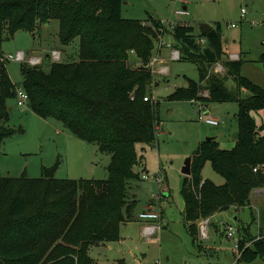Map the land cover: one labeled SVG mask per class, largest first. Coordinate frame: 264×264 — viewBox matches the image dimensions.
<instances>
[{"label":"trees","instance_id":"16d2710c","mask_svg":"<svg viewBox=\"0 0 264 264\" xmlns=\"http://www.w3.org/2000/svg\"><path fill=\"white\" fill-rule=\"evenodd\" d=\"M121 7L122 0H0V41L4 31L10 36L19 30L34 33L52 20L58 22L61 45L78 39L77 61L52 62L48 71L22 64L20 86L35 114L59 121L80 140L111 155L106 179H57V163L42 167L39 178L0 177V264H38L46 252L49 264H92L90 247L118 241L120 225L131 216L128 193L139 179L136 145L151 146L159 124L156 104L146 93L152 77L147 62L157 39L153 26L161 24L125 19ZM171 36L179 60L195 64L198 79L187 78V86L167 98L237 104L234 146L223 149L215 138L203 140L191 156L190 176L181 181L183 224L195 245L196 222L250 208L252 191L264 188V123L258 125L251 114L264 109V88L241 74V59L226 58L219 23L205 35L193 26L176 25ZM198 38L205 44L197 43ZM129 52L141 66L132 67ZM218 61L225 77L209 71ZM256 62L264 64V53ZM16 88L0 62V144L15 133L2 122ZM206 162L223 184L202 179ZM238 230L243 238L237 261L259 258L264 263V215L256 236L242 224Z\"/></svg>","mask_w":264,"mask_h":264},{"label":"rangeland","instance_id":"374dc122","mask_svg":"<svg viewBox=\"0 0 264 264\" xmlns=\"http://www.w3.org/2000/svg\"><path fill=\"white\" fill-rule=\"evenodd\" d=\"M121 15L125 19L143 20V25L147 26H153L155 21L161 24L158 29L153 26L157 30V39L147 62L152 77L148 86L150 93H146L156 104L159 124L156 141L151 146L136 145L139 161L134 170L139 179L131 184L128 193L131 216L119 227V236L123 240L90 247L92 264H264L259 258L251 263L238 262L239 253L234 249V244L243 238L239 224L246 226L251 235L258 234L260 218L264 215V191L258 192L260 197L253 201V207L231 209L211 220L209 217L196 222L195 245L184 227L181 213L180 190L184 177L181 169L185 160L207 138H215L223 149L234 146L237 104L209 102L202 105L196 100L167 98L177 88L187 86V78L198 79L195 64L171 60V51L178 50L171 36L176 25L198 28L199 23L212 26L219 23L226 58L240 53L244 62L241 74L264 88V64L256 62L264 53V0H122ZM57 32L55 20L39 24L34 33L19 30L10 36L4 31L0 55L23 51L27 58L40 56L42 62L36 67L44 71H48L52 62L77 61L78 39L63 46L58 42ZM53 51L59 52V60L51 59ZM129 62L134 68L142 65L133 52H129ZM22 64L31 67L21 61L6 64L9 78L17 87L23 80ZM217 68L221 71L216 72ZM209 71L220 77L226 76L220 61L212 64ZM226 85H231L229 80ZM205 94L204 90L199 92V95ZM247 95L242 92L243 97ZM6 105L8 118L2 123L15 133L0 144V177L39 178L42 167L49 168L57 163L53 174L57 179L107 178L106 167L111 155L100 151L96 143L80 140L62 123L38 116L27 104L18 106L16 98L8 99ZM201 106L204 109H200ZM205 115L218 124H207L200 118ZM253 117L258 125L264 123V109L253 113ZM201 177L217 185L224 183L209 162L204 164ZM166 192L167 197L164 196ZM145 209L160 213V220L152 222L159 227L150 235L143 234V227L151 222H141L138 218ZM235 216L236 220L233 219ZM229 226L238 230L232 238L227 236ZM201 228L205 236H201ZM47 255L48 252L38 264H49Z\"/></svg>","mask_w":264,"mask_h":264},{"label":"built area","instance_id":"2783aa9c","mask_svg":"<svg viewBox=\"0 0 264 264\" xmlns=\"http://www.w3.org/2000/svg\"><path fill=\"white\" fill-rule=\"evenodd\" d=\"M181 2H184V0H179ZM180 13H184L183 11H179ZM241 14H244V10H241ZM234 25L232 24L231 27H233ZM197 43L203 45L205 44V40L203 38H198ZM168 47L170 46V44H167ZM51 59L53 60H59V52L57 51H53L51 52ZM180 59V52L179 50H172L171 51V60L172 61H177ZM229 59L230 60H236L238 59V55L237 54H230L229 55ZM9 61H21L22 63H27L28 65H30L31 67H36L37 65H39L40 62H42V59L40 56H30L29 58L26 57L25 53L23 51H16L14 54H7V55H0V62L1 63H5L7 64V62ZM220 69H216V72H220ZM16 99H17V105L22 107L23 105L27 104L28 101V96L25 93V91L20 87L16 88ZM144 100H147V98L145 97ZM203 105V104H202ZM200 109H204L202 106L200 107ZM200 118H203L205 120V122L209 125H217L218 122L211 118L208 115L205 116H200ZM260 169V166H257L253 169L254 172L258 171ZM138 218L140 220H143L145 222H156L158 220H160V213L157 211H151V210H144L142 212H140V214L138 215ZM156 227H159V225L153 223V224H148L145 225L143 227V234L144 235H150L153 232H155ZM203 228H201V232L203 234L202 231ZM228 232H227V236L229 238H232L234 236V234L236 233V230L234 227L229 226L228 228ZM201 236H205L204 234ZM238 242H236L234 244V249L236 251H238Z\"/></svg>","mask_w":264,"mask_h":264},{"label":"water","instance_id":"95a60500","mask_svg":"<svg viewBox=\"0 0 264 264\" xmlns=\"http://www.w3.org/2000/svg\"><path fill=\"white\" fill-rule=\"evenodd\" d=\"M212 27L213 26L211 24H208V23H199L198 24V31L200 32L201 35H205ZM234 138H237V132L234 134ZM190 166H191V157H188L185 160L184 165L181 169V174L186 176V177H189L190 173H191ZM233 219L235 220V218H233ZM138 257H139V255H138Z\"/></svg>","mask_w":264,"mask_h":264},{"label":"crops","instance_id":"0c3cea01","mask_svg":"<svg viewBox=\"0 0 264 264\" xmlns=\"http://www.w3.org/2000/svg\"><path fill=\"white\" fill-rule=\"evenodd\" d=\"M235 54H237L238 56H239V58L241 59V54L240 53H235ZM244 63V62H243ZM260 111H262V110H260ZM260 111H258V112H260ZM258 112H252L251 114H252V116H253V113H258ZM254 118V117H253ZM255 120V119H254ZM219 143V142H218ZM143 146V145H142ZM259 191H264V188H258V189H254L253 191H252V194H251V197H250V207H253L254 206V202L253 201H257L259 198L258 197H260V195L258 194V192ZM165 197H167L168 196V193L166 192V195H164ZM182 205H183V202H182ZM146 210V209H145ZM182 210H183V208H182ZM144 211V210H143ZM182 212V211H181ZM222 214L224 213V212H221ZM221 213H216V214H214L213 216H216L217 214H221ZM213 216H211L210 217V220H211V218L213 217ZM235 218V220H236V216L234 217ZM213 219V218H212ZM139 221H141V222H145V221H143V220H139ZM161 221H162V219H161ZM141 222H139L140 224H142ZM199 222V221H198ZM127 223H130V222H127ZM201 223V222H200ZM124 224H126V223H124ZM150 224H153L152 222L150 223ZM207 237H208V233H207ZM121 240H123V238H119V240L118 241H121ZM108 243H110V242H107V243H100V244H98V246L99 245H106V244H108Z\"/></svg>","mask_w":264,"mask_h":264}]
</instances>
